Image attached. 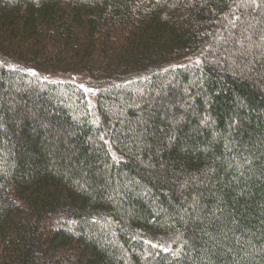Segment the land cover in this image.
I'll return each instance as SVG.
<instances>
[{
	"label": "trees",
	"instance_id": "trees-1",
	"mask_svg": "<svg viewBox=\"0 0 264 264\" xmlns=\"http://www.w3.org/2000/svg\"><path fill=\"white\" fill-rule=\"evenodd\" d=\"M0 264H264V0H0Z\"/></svg>",
	"mask_w": 264,
	"mask_h": 264
}]
</instances>
